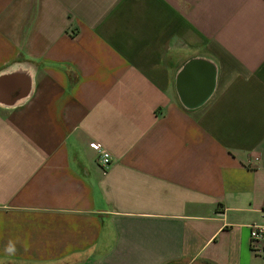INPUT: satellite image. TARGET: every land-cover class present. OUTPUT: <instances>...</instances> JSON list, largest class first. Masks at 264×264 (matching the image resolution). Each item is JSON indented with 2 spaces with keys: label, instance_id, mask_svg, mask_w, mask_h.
I'll return each instance as SVG.
<instances>
[{
  "label": "crops",
  "instance_id": "obj_1",
  "mask_svg": "<svg viewBox=\"0 0 264 264\" xmlns=\"http://www.w3.org/2000/svg\"><path fill=\"white\" fill-rule=\"evenodd\" d=\"M252 225L264 0H0V264H264Z\"/></svg>",
  "mask_w": 264,
  "mask_h": 264
},
{
  "label": "built area",
  "instance_id": "obj_2",
  "mask_svg": "<svg viewBox=\"0 0 264 264\" xmlns=\"http://www.w3.org/2000/svg\"><path fill=\"white\" fill-rule=\"evenodd\" d=\"M90 145V144H89ZM90 150H92L97 155V164L100 168L102 175L107 173V170L111 164V158L109 153L102 147V144L92 142L89 146ZM256 161L258 159H255ZM249 238L252 246V250L260 254L261 249L257 246L259 244H264V225H252L249 227Z\"/></svg>",
  "mask_w": 264,
  "mask_h": 264
},
{
  "label": "clouds",
  "instance_id": "obj_3",
  "mask_svg": "<svg viewBox=\"0 0 264 264\" xmlns=\"http://www.w3.org/2000/svg\"><path fill=\"white\" fill-rule=\"evenodd\" d=\"M5 252L7 254H14L16 252V246L15 243L12 241H9L8 244L5 247Z\"/></svg>",
  "mask_w": 264,
  "mask_h": 264
}]
</instances>
